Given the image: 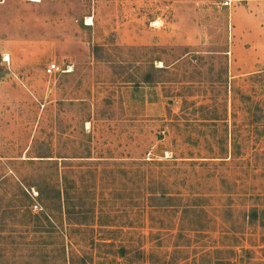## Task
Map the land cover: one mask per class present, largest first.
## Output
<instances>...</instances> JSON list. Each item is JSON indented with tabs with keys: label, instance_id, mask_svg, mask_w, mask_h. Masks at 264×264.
<instances>
[{
	"label": "rangeland",
	"instance_id": "1",
	"mask_svg": "<svg viewBox=\"0 0 264 264\" xmlns=\"http://www.w3.org/2000/svg\"><path fill=\"white\" fill-rule=\"evenodd\" d=\"M247 1L0 0V264H264Z\"/></svg>",
	"mask_w": 264,
	"mask_h": 264
},
{
	"label": "crops",
	"instance_id": "2",
	"mask_svg": "<svg viewBox=\"0 0 264 264\" xmlns=\"http://www.w3.org/2000/svg\"><path fill=\"white\" fill-rule=\"evenodd\" d=\"M256 1L239 3V8L232 12L235 32L232 49L244 56L240 65L243 68L252 67L255 49L264 53V0Z\"/></svg>",
	"mask_w": 264,
	"mask_h": 264
},
{
	"label": "built area",
	"instance_id": "3",
	"mask_svg": "<svg viewBox=\"0 0 264 264\" xmlns=\"http://www.w3.org/2000/svg\"><path fill=\"white\" fill-rule=\"evenodd\" d=\"M57 71H58V66L54 62H49L44 67V73L46 75H52V74H54Z\"/></svg>",
	"mask_w": 264,
	"mask_h": 264
},
{
	"label": "trees",
	"instance_id": "4",
	"mask_svg": "<svg viewBox=\"0 0 264 264\" xmlns=\"http://www.w3.org/2000/svg\"><path fill=\"white\" fill-rule=\"evenodd\" d=\"M35 199H37V200H40V199H41V192L36 191V193H35ZM40 214L42 215V212H40L39 215H36V214L31 215V214L29 213V215H30L31 217H35V218H38V216H41Z\"/></svg>",
	"mask_w": 264,
	"mask_h": 264
}]
</instances>
